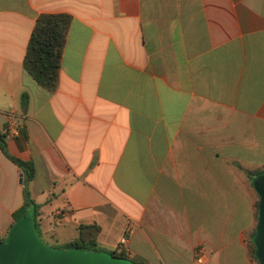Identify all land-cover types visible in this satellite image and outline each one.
<instances>
[{"label": "crops", "instance_id": "1", "mask_svg": "<svg viewBox=\"0 0 264 264\" xmlns=\"http://www.w3.org/2000/svg\"><path fill=\"white\" fill-rule=\"evenodd\" d=\"M40 14L70 16L54 92L23 69ZM0 133L47 240L96 224L149 264H257L264 0H0ZM21 174L0 149V239Z\"/></svg>", "mask_w": 264, "mask_h": 264}, {"label": "trees", "instance_id": "2", "mask_svg": "<svg viewBox=\"0 0 264 264\" xmlns=\"http://www.w3.org/2000/svg\"><path fill=\"white\" fill-rule=\"evenodd\" d=\"M69 22L70 16L66 14H40L36 18L33 30L28 40L23 59V69L39 86L48 92H54L58 85L60 61L66 41V32ZM26 101L27 95L23 94L21 96V108H25ZM0 149L3 154L21 170L23 174L24 202L21 208L13 213L14 223L12 228L21 220H30L33 230L40 238L39 226L36 219L39 214L40 205L31 198L28 190L29 183L35 178L34 162L32 160L24 161L9 155L7 152V144L4 133H0ZM256 197L257 201L254 204V209L255 219L257 221V194ZM30 208H32V215L29 214ZM99 232L100 227L96 224L80 225L77 238L66 243V249L64 250L79 248L85 252L106 253L123 260L132 261L136 264H149L147 261L142 260L139 257H129L121 247H117L109 252L96 250L98 245L97 236ZM254 232L255 228L250 235L249 252L251 258L258 264L254 255L255 247L252 242ZM5 240L6 237L0 239V242H4Z\"/></svg>", "mask_w": 264, "mask_h": 264}, {"label": "water", "instance_id": "3", "mask_svg": "<svg viewBox=\"0 0 264 264\" xmlns=\"http://www.w3.org/2000/svg\"><path fill=\"white\" fill-rule=\"evenodd\" d=\"M22 177V174L20 175ZM258 196V216L252 242L258 264H264V171L251 182ZM0 264H136L102 252L79 248L56 250L47 247L31 226L30 220L14 225L0 242Z\"/></svg>", "mask_w": 264, "mask_h": 264}, {"label": "rangeland", "instance_id": "4", "mask_svg": "<svg viewBox=\"0 0 264 264\" xmlns=\"http://www.w3.org/2000/svg\"><path fill=\"white\" fill-rule=\"evenodd\" d=\"M44 215L47 214V210L44 209ZM32 215V208H30V211H29ZM40 213L38 214L37 218L39 217ZM36 218V219H37ZM39 234H40V240L49 248H52V249H56V250H64L66 249V243L63 242L61 239L60 240H57V241H49L47 240L41 233H40V230H39ZM250 247V245H249ZM96 250H99V251H105V252H109L110 250L104 246H101V245H97L96 247Z\"/></svg>", "mask_w": 264, "mask_h": 264}, {"label": "built area", "instance_id": "5", "mask_svg": "<svg viewBox=\"0 0 264 264\" xmlns=\"http://www.w3.org/2000/svg\"><path fill=\"white\" fill-rule=\"evenodd\" d=\"M15 133H16V134H18L19 132H18V131H16ZM123 241H124V240H123Z\"/></svg>", "mask_w": 264, "mask_h": 264}]
</instances>
